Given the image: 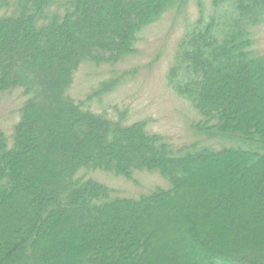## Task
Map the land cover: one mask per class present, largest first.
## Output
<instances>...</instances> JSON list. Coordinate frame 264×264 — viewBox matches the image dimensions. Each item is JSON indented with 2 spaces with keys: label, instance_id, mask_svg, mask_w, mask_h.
<instances>
[{
  "label": "trees",
  "instance_id": "16d2710c",
  "mask_svg": "<svg viewBox=\"0 0 264 264\" xmlns=\"http://www.w3.org/2000/svg\"><path fill=\"white\" fill-rule=\"evenodd\" d=\"M186 1L0 0V93L25 97L11 139L0 129V264H264V0L199 1L167 72L196 135L231 145L175 148L68 93L82 65L114 64ZM87 169L156 170L169 187L109 198Z\"/></svg>",
  "mask_w": 264,
  "mask_h": 264
},
{
  "label": "rangeland",
  "instance_id": "374dc122",
  "mask_svg": "<svg viewBox=\"0 0 264 264\" xmlns=\"http://www.w3.org/2000/svg\"><path fill=\"white\" fill-rule=\"evenodd\" d=\"M199 1L206 14L212 12L211 0H187L181 9L176 7L165 11L137 32L134 50L130 54L117 59L114 64L82 65L75 72L68 93L77 100H84V107L100 113L106 111L113 119L122 118L123 123L144 120L150 133L161 134L175 148L194 142H198V148L233 144L213 137L197 136L192 125L200 119L198 112L187 99L169 87L167 80L179 40L198 17ZM252 33L254 51L258 55L264 54V23L255 26ZM103 83L108 85L106 90L89 100L85 99L88 93L101 88ZM24 99L20 90L0 93V129L8 139H11ZM204 169V165L198 167L197 172L203 174ZM231 169L227 167V171ZM217 172L210 177H207L210 173H206L203 179H218V175L215 176ZM81 174L110 188L109 198H138L157 187H169L167 180L156 170H135L131 179L100 169L82 170ZM135 217L139 223L145 219V216Z\"/></svg>",
  "mask_w": 264,
  "mask_h": 264
}]
</instances>
